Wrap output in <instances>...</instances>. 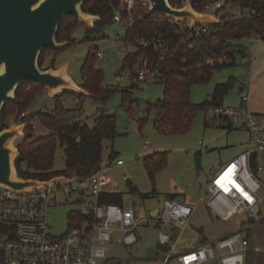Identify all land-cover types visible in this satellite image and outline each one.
<instances>
[{
  "label": "rangeland",
  "instance_id": "1",
  "mask_svg": "<svg viewBox=\"0 0 264 264\" xmlns=\"http://www.w3.org/2000/svg\"><path fill=\"white\" fill-rule=\"evenodd\" d=\"M235 11V9H234ZM220 18V17H218ZM79 20V19H78ZM80 21V20H79ZM126 28L123 22L111 21L102 31H88V23L80 21L71 34L75 42L65 46L56 52L49 49L43 53L44 62L42 68L66 66L68 74L75 82H83L82 66L87 60L89 47H96L102 52L103 57L95 59L98 66L104 71L103 86L114 90L105 101L89 96L81 97L77 91L63 89L52 96L44 87L32 101L26 113L30 116L35 111H52L57 104H61L71 119H79L92 126L94 118L99 111L113 115L116 119V136L114 139L106 138L103 143L102 163L108 168V174L113 183L111 187L120 191L127 206L134 202L140 217L150 214L154 208L164 207V201L170 197L171 192L178 193L181 202H195L199 200V189L196 186L198 174L202 172L204 177L212 166L220 161L233 158L246 148L247 133L240 129L223 127L215 119L207 117L204 109L197 110L190 128L182 133H160L154 126V112H145V107L150 102H157L165 94L164 84L153 78L140 82L138 86H132L129 76V66L124 65V57L127 51H134L135 46L127 48L123 37L126 36ZM254 37H246L239 40L245 48L247 56L250 50V40ZM64 41V40H62ZM250 65L245 64L244 57L238 55L237 64L224 66L213 71L210 80L203 83H195L191 88V100L201 103L211 99L212 92L217 83L231 81L232 85L224 94L223 103L238 105L241 101V82L246 79V73L250 72ZM123 76V78H121ZM249 78V77H248ZM247 78V79H248ZM31 86V85H27ZM126 92V93H125ZM131 103V107L129 108ZM33 137L37 138L50 132L38 119H33ZM6 122L10 127L15 117H10ZM19 142L15 139L13 144ZM146 146H144V144ZM113 158H110L112 152ZM166 152V165L158 170L152 179L145 166V157L157 152ZM123 159V165H117V159ZM20 171L27 170L26 161L18 165ZM66 169V157L64 146L57 143L54 170ZM264 179V171L260 173ZM77 184V182L75 183ZM131 187L135 190L132 191ZM260 195L263 202L257 210L254 219L259 221V229L246 231L251 245V231L254 233L253 243L262 247L261 252H249L248 264H254L258 255L264 254V188ZM76 194L61 195V204L49 209L47 222L54 235L65 234L68 230L69 215L80 209V204L69 203L66 200H75ZM200 205V204H199ZM247 222L245 216H236L230 221L211 218L207 210L200 207L193 212L190 218V229L186 230L178 248H194L204 241V237L219 238L238 228V225ZM204 226L203 231L197 228ZM171 229L168 224L158 222H143L137 229L138 241L132 245H123L115 241L107 244L109 259L129 260L128 264H160L168 245H163L158 240L160 231ZM221 257L205 261L203 264H220ZM0 264H2L0 262ZM167 264H179L176 259Z\"/></svg>",
  "mask_w": 264,
  "mask_h": 264
},
{
  "label": "built area",
  "instance_id": "2",
  "mask_svg": "<svg viewBox=\"0 0 264 264\" xmlns=\"http://www.w3.org/2000/svg\"><path fill=\"white\" fill-rule=\"evenodd\" d=\"M187 3L191 1L181 0L180 5L173 6L182 7ZM223 4L224 0H215L202 12L216 13ZM149 6L146 0H121L114 8L113 19L123 22L128 30L133 25V16L141 10H149ZM230 11L241 14L239 7ZM167 18L179 29H193L197 39L210 32L208 23L191 27L190 19ZM123 40L127 48L133 45L126 41V36ZM137 40L148 44L143 39ZM255 40L259 42L264 38L257 36ZM89 49L96 52L97 58L103 57L96 47ZM249 61L246 55L245 64L249 65ZM129 70L132 83L145 82L150 71L148 59L144 56L136 58ZM249 75L250 72L246 73L247 78ZM248 102L249 94L244 92L236 106L210 104L204 109L207 117L217 120L220 125L247 133L245 150L212 166L206 177L200 172L196 183L200 191L198 202L204 203L214 216L223 221L236 216L247 218V222L234 231L203 241L194 248L179 249L197 205L169 197L162 210L158 208L155 214L150 210L149 215L140 217L134 202L126 206L102 201V194L116 192L111 187L113 180L108 168L102 166L88 177L66 184L55 182L28 190H15L0 184V261L4 264H128L129 260L109 259L107 244L115 241L132 245L138 241L137 229L143 222H158L171 227L158 235L159 242L169 246L159 259L160 264H167L172 259L179 264H203L217 255L221 257L220 264H247L250 242L245 233L257 223L250 220L256 217L263 202L260 190L264 188L260 175L264 171V113L252 111ZM26 114L22 113V116ZM116 164L123 165L124 160L119 158ZM71 193L76 194V199L66 201L81 207L71 213L76 217L69 218L67 232L54 235L47 222L49 209L61 204V195Z\"/></svg>",
  "mask_w": 264,
  "mask_h": 264
},
{
  "label": "trees",
  "instance_id": "3",
  "mask_svg": "<svg viewBox=\"0 0 264 264\" xmlns=\"http://www.w3.org/2000/svg\"><path fill=\"white\" fill-rule=\"evenodd\" d=\"M169 1L172 5L181 4V0ZM190 1L195 9L203 11L215 0ZM120 2L121 0H86L82 6L83 11L99 16L94 26L88 27V31H102L106 24L114 20V8ZM237 7L241 9L240 15L230 11L231 8L234 10ZM216 13L221 22L217 25L209 24L210 32L198 39L195 38L193 29L189 27L179 29L161 13H149V10L145 9L133 16V25L126 32V41L131 42L136 49L127 52L123 62L130 68L136 58L146 57L149 61V78L164 84V97L157 102L148 103L144 110L154 112V126L160 133L185 132L190 128L197 110L205 109L210 104L223 103L224 94L232 85L231 81L217 83L211 99L201 103L191 100L193 84L210 80L217 68L236 65L238 55L245 57L247 54L245 48L237 43L242 38L257 36L264 38V0H224L223 7L217 9ZM79 23L74 16L66 17L59 26L57 39L69 40L70 44L75 42L71 34ZM138 38L148 44L140 43ZM159 43L161 45H158ZM47 50L49 49L43 50L40 55L41 67L45 59L43 53ZM95 59H98L96 52L90 50L82 66L83 82L80 85L91 97L105 101L114 89L103 86L104 71L97 65ZM132 86L138 84L132 83ZM41 89L44 87L36 82L21 83L16 91L17 100L8 102L2 111L0 130L9 125L6 121L10 117H15V120L20 122L28 121L26 135L19 138L16 144L19 149V154L15 158L18 174L24 178L40 179H49L60 174L86 178L95 170L102 168L104 140L114 139L116 136L115 117L101 110L90 126L82 120L71 119L67 110L59 103L55 110H39L33 112L31 116L28 113L22 116ZM78 95L86 96L79 92ZM33 119H38L50 132L34 138ZM58 142L64 146L66 157V169L62 171L54 170ZM114 155L113 151L110 158ZM23 161L27 162L28 169L20 171L18 165ZM165 165L164 151L145 157V166L152 179ZM131 189L135 190L134 187ZM169 195L172 198L175 194ZM101 199L104 202L124 205L121 192L102 194ZM75 217L69 215V218Z\"/></svg>",
  "mask_w": 264,
  "mask_h": 264
},
{
  "label": "water",
  "instance_id": "4",
  "mask_svg": "<svg viewBox=\"0 0 264 264\" xmlns=\"http://www.w3.org/2000/svg\"><path fill=\"white\" fill-rule=\"evenodd\" d=\"M86 0H0V120L4 106L17 100L21 83L36 82L48 89L52 96L63 90H73L89 96L90 93L67 73L66 66L42 68L39 58L43 50H59L69 44L59 41L57 33L61 22L74 16L93 27L99 16L82 9ZM127 1V0H122ZM149 13H161L175 19H190L197 24L217 25L221 19L216 13L202 12L192 3L173 6L169 0H146ZM28 121L14 122L0 130V184L15 190L36 189L55 182L71 183L80 177L66 174L49 179L24 178L15 167L19 149L15 139L26 135ZM158 211V209H157Z\"/></svg>",
  "mask_w": 264,
  "mask_h": 264
},
{
  "label": "crops",
  "instance_id": "5",
  "mask_svg": "<svg viewBox=\"0 0 264 264\" xmlns=\"http://www.w3.org/2000/svg\"><path fill=\"white\" fill-rule=\"evenodd\" d=\"M249 46H250V50H249L248 56L250 58L249 65H250L251 71H250L249 78L247 79V77H245L246 79L244 80V82H241L240 90L242 91V93L248 92V94H249L248 104H249V108L252 111L264 113V40L259 41V42H257L255 39L250 40ZM56 68H59V67H56ZM225 128H227V127H225ZM228 129L231 130L234 128H228ZM246 142H247V140H246ZM222 162H225V161H220L218 164H220ZM116 192H120V191L116 190ZM171 193L175 194L172 198H175V199L178 198L177 192H171ZM123 202H124V197H123ZM187 203L197 205L194 212L200 207V205H202L207 210V212L209 213L211 218L219 219L209 211V209L207 208V206L204 203H200V202H197V203L187 202ZM157 209L158 208L151 209V213L155 214L157 212ZM260 221H264V217ZM255 222H257V223H255L249 229V230H251L252 228H254L253 232L256 229H259V227H260L259 221L255 220ZM240 225H238V227ZM197 229L203 231L204 226L199 227ZM253 232L251 231V245L249 248V252L250 251L251 252H261V251H263L262 247L259 246L258 244L253 243V240H252V239H254V233ZM212 239H215V238L204 237V241L212 240ZM247 258L249 259V253H247ZM247 264H248V262H247ZM254 264H264V254L258 255V257L255 259Z\"/></svg>",
  "mask_w": 264,
  "mask_h": 264
}]
</instances>
